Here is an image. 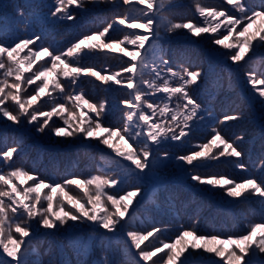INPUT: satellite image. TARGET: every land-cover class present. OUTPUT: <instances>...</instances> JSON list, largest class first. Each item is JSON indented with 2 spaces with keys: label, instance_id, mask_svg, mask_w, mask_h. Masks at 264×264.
I'll return each mask as SVG.
<instances>
[{
  "label": "rangeland",
  "instance_id": "1",
  "mask_svg": "<svg viewBox=\"0 0 264 264\" xmlns=\"http://www.w3.org/2000/svg\"><path fill=\"white\" fill-rule=\"evenodd\" d=\"M202 2L216 5L218 10L228 11L231 8L227 0H202ZM246 2L256 7L264 3V0H246ZM55 3L56 0H30L31 7L27 9L26 0H0V42L6 45L14 44L21 39L34 38L38 35L41 39L29 47L39 50L41 46H47L50 51L53 49L64 51L82 36L102 30L108 23H112L118 14L129 8L128 5H122L119 0L116 4L88 3L86 9L72 6L69 11L74 12L76 18L67 20L51 15ZM195 5L196 0H164L163 10L154 21V24L160 28L159 39L153 36L148 42L156 43L157 56L155 63L144 69L145 79H154L155 71H161V75H165L168 66L176 71L182 68L200 69L202 73L197 83L189 86L188 89L189 94L202 106L197 117L190 122L189 135L179 141L168 140L160 145L149 143L153 151V156H150L149 160L155 165L151 170L136 169L132 161L120 157L100 140L86 139L82 135L55 136L49 128L52 125L65 126L60 116L52 117L49 128L41 133L36 130L35 122L29 124L24 120L16 123L0 115V152L12 146L18 148V151L13 154V161L9 162L13 167L23 168L46 183H62L70 178L86 179L95 175L120 179L121 183L115 188L104 189L108 194L123 195L127 191L140 189L129 208V215L121 222L125 227L118 228L116 232H108L97 223L86 219L69 220L67 224L55 229L44 228L35 220L31 221L30 237L26 238L30 245L26 257L28 264H134V259L139 257L127 236L130 230L147 232L160 228L162 231L156 236L159 240L167 242H172L181 230H195L197 234L203 235L221 234V238L224 239L228 236L246 234L250 223L260 222L264 218V199L258 196H248L247 199L233 198L226 194L224 188L202 184L192 179L194 174L207 173L223 174L237 182L249 176L264 178V167L261 166L264 163V103L248 84L250 71L257 74L264 71V49H257L255 56L249 53L251 59L246 57L245 61L236 63L225 55L231 50L213 43V38L217 34L203 33L197 37L186 29H179L172 33L165 30L164 23L168 19L179 21L191 18L193 22L202 20ZM137 7L146 6L137 5ZM39 23L47 29L46 37L38 30ZM259 24L258 21L253 26V31ZM132 31L147 35L142 29H128L125 25L118 23L114 24L108 35L123 39L126 33ZM103 39L108 42V36ZM122 47L134 50V46L127 43ZM147 47L148 44L145 45V49ZM25 54L27 49L21 53L22 56ZM161 55L169 62L168 66L160 64L159 56ZM50 59L45 57L34 66L33 71ZM128 60L129 58L124 57L122 53H113L109 50H95L86 57L81 56V64L95 66L102 75L119 71ZM25 75H31V73ZM128 75V73H122V76L117 79L126 78ZM59 79L65 86V93L83 89L85 98L91 103L99 104L101 101H107V108L101 117V122L105 127L123 128L124 113L127 108L121 101L129 99L128 94L131 91L126 86L117 85L112 81L104 84L94 77L84 75L80 77L78 87L69 86L70 80L62 76ZM9 80L11 82L12 78ZM161 82L157 79V83ZM39 83L40 81H37V84ZM178 83V80L170 79L171 86H178ZM35 87L36 85H31L27 91L32 92ZM143 87L147 88L146 85ZM22 95L26 93L22 92ZM52 95L57 97V102H64L60 99L62 94L59 91L53 92ZM165 95L162 92L156 93L149 99L162 106ZM48 99L49 97H44L35 107L44 105V101ZM175 101L176 97H173L170 106ZM51 106L49 103L43 110L48 111ZM7 107L13 109L14 105L9 102ZM69 110L71 111L70 106ZM80 111L81 109H77V113ZM83 111L87 113L85 119L88 117L95 119V114L88 112L86 107ZM233 113H238L240 118L219 123L225 115ZM64 116L68 117V113L66 112ZM76 123L78 118L73 125L75 126ZM215 130H219L230 141L236 136L243 137L238 142L239 150L243 152L239 162L246 166L245 169L236 166L238 158L235 157L198 160L194 161L193 165L175 159L192 151H200V145L208 142ZM117 141L118 138H113L112 142L117 144L121 151L126 153L133 149L139 151L137 145L127 138L124 141ZM218 151L219 149H214L212 155ZM165 153L169 155L165 157ZM36 155L39 156L38 164L33 166V158ZM200 163L205 166H195ZM9 170L8 164L0 161V172ZM35 182L28 181L24 186ZM66 191L72 195L79 193L81 197L83 196V193L75 186H69ZM44 192L47 193L48 189ZM59 198V194L54 198V211L59 210L55 203V200ZM172 201H177L178 206H174ZM185 201L188 207L193 205V208H196L195 211L188 212L189 216L194 214L188 221H184L187 214L184 213L182 216L178 214L180 202ZM64 203L67 211L70 205H67L66 201ZM232 203L233 206L230 208L228 204ZM214 204H220L221 210L228 208L232 225L227 221L226 214L223 218H226L224 222L227 226L225 227L221 228L217 225L221 219L218 215L211 218V221L208 220L212 210L208 211L204 207L216 206ZM222 204L226 206L223 207ZM210 223L215 226H210ZM14 235L19 238V234L14 233ZM155 239L156 237H150L145 245ZM28 245L21 246L22 253ZM145 245H142V248ZM0 258H6L2 250H0ZM7 259L11 260V258ZM199 259L203 261V264H215L221 260L220 257L211 253H206Z\"/></svg>",
  "mask_w": 264,
  "mask_h": 264
},
{
  "label": "snow or ice",
  "instance_id": "2",
  "mask_svg": "<svg viewBox=\"0 0 264 264\" xmlns=\"http://www.w3.org/2000/svg\"><path fill=\"white\" fill-rule=\"evenodd\" d=\"M119 2L122 5H128L129 8L118 14L113 22L108 23L102 30L82 36L64 51L55 49L50 51L47 46H41L39 50L29 47L41 39L38 35L34 38L21 39L14 44L6 45L0 42V70H3L0 72L2 77L0 78V115L16 123L24 120L29 124L35 122L36 130L41 133L49 128L52 117L60 116L65 126L52 125L49 128L55 136L82 135L86 139L100 140L120 157L132 161L136 169L151 170L155 165L149 160V157L153 156L149 143L160 145L168 140L179 141L189 135L190 122L197 117L202 106L189 94L188 89L189 86L197 83L202 73L200 69L189 68L176 71L168 66L169 62L161 55L159 56L160 64L168 66L167 72L162 76L161 71H155L154 79H145L144 69L152 66L157 56L156 43L148 42L153 36L159 39L160 28L154 24V21L163 10L164 0H119ZM88 3L116 4L117 0H56L51 15L74 20L75 13L69 9L72 6L86 9ZM227 4L231 5V8L223 11L218 10L216 5L204 4L202 0H196L195 6L202 20L193 22L191 18L179 21L168 19L164 23L165 30L172 33L179 29H186L197 37L203 33L217 34L213 38V43L231 50L225 53L229 60L239 63L245 61L246 57L251 59L249 53L255 56L257 49H264V3L253 7L246 0H227ZM137 5L146 7H137ZM221 17L224 19L221 20ZM142 20L144 22H141ZM258 21L260 24L253 31V26ZM116 23L125 25L128 29H142L147 35L132 31L126 33L123 39L113 38L108 34ZM241 25L243 27H240ZM106 36H108V42L103 39ZM125 43L134 46V50L122 47ZM146 44H148L147 49H145ZM25 49L27 54L22 56L21 53ZM95 50L119 52L129 60L124 62L125 66L119 71L102 75L95 66L81 64V56L86 57ZM45 57L51 59L33 71L34 66ZM26 73L31 75H25ZM122 73L129 75L126 78L117 79L122 76ZM82 75L94 77L104 84L112 81L131 90L128 94L130 98L121 101L127 108L124 113L123 128L105 127L101 122V117L107 108V101H101L99 104L91 103L85 98L83 89L65 93V86L60 82L59 77L69 79V86L78 87V81ZM9 78H12L11 82ZM157 79L162 82L157 83ZM170 79L178 80V86H171ZM37 81L40 83L37 84ZM248 84L264 103V71L259 74L250 71ZM31 85L36 87L32 92H28L27 89ZM56 91L62 94L60 99L64 102H57V97L52 95ZM22 92L26 95H22ZM161 92L166 94L162 106L149 99ZM44 97L49 99L44 101V105L35 107ZM173 97H176V101L170 106ZM9 102L14 105L13 109L7 107ZM49 103L52 105L51 109L43 110ZM85 107L88 112L95 114V119L92 117L85 119L87 116V113L83 111ZM77 109L81 111L77 113ZM66 112L68 117L64 116ZM77 118L78 123L74 126L73 122ZM239 118L238 113H233L225 115L219 123ZM113 138H118L117 142L124 141L126 138L131 140L137 145L139 151L136 149L127 153L121 151L117 144L112 142ZM242 139V136H236L230 141L219 130H215L211 139L200 145V151H192L175 159L193 165L194 161L198 160L235 157L238 158L236 166L245 169L246 166L239 162L243 152L239 150L238 142ZM214 149L219 151L212 155ZM17 151L18 148L12 146L0 152V161L8 164L10 168L7 172H0V250L6 254V258H0V264H13V262L28 264L26 257L30 245L26 238L30 237V222L33 220L48 229L67 224L69 220L83 221L85 219L97 223L108 232H116L118 228L125 227L121 222L129 215V208L138 195L139 188L127 191L123 195L108 194L104 189L115 188L121 181L118 178L100 175L86 179L70 178L62 183H46L29 171L13 167L9 163L13 161V154ZM164 155L167 157L169 154ZM195 166L204 167L205 165L200 163ZM261 166L264 167V163ZM192 179L202 184L224 188L226 194L233 198L247 199L248 196H258L264 199V178L249 176L237 182L223 174L207 173L194 174ZM28 181L36 182L24 186ZM69 186H75L83 193V196L81 197L79 193L72 195L66 191ZM45 189H48L47 193L44 192ZM57 194L60 198L56 199L55 203L59 210L54 211V198ZM65 201L67 205H70L67 211ZM161 231L160 228H154L147 232L131 230L127 232L131 245L137 250L136 255L139 257L134 259V264H149V262L150 264H203L199 258L206 253L221 258L215 264H225V261L226 264H264V255H262L264 254V218L260 222L250 223L246 234L228 236L224 239L221 238V234L203 235L197 234L195 230H181L172 242H167L159 240L156 236ZM14 233L19 234V238ZM150 237H156V239L145 245ZM22 245H28L23 253ZM142 245L145 246L142 248Z\"/></svg>",
  "mask_w": 264,
  "mask_h": 264
},
{
  "label": "trees",
  "instance_id": "3",
  "mask_svg": "<svg viewBox=\"0 0 264 264\" xmlns=\"http://www.w3.org/2000/svg\"><path fill=\"white\" fill-rule=\"evenodd\" d=\"M27 1V4H26V6H27V9L28 8H30L31 7V5L29 4V1L30 0H26ZM33 18V17H32ZM38 30L40 31V34L42 33V35L43 36H47V29L44 27V25L43 26H41V24L39 23V27H38ZM209 89H211V88H209ZM38 160H39V156H35L34 158H33V166H35L36 164H38ZM186 193V192H185ZM154 194V193H153ZM175 198V197H174ZM173 203H174V206H178V203H177V201H172ZM179 202V201H178ZM187 204L188 203H186V201L185 202H180V207H178L179 209H178V214H180L181 216L182 215H184V213L185 214H187L188 216H186L185 215V220L184 221H188L193 215H191V216H189V214H188V212L190 211V210H194L195 211V209L196 208H193V205H189L190 207H188L187 206ZM199 207V206H198ZM208 207V206H207ZM207 207H204V208H207ZM193 211V212H194ZM214 214H215V211L211 214V215H209L210 217H208V220H210L211 221V218L214 216ZM140 216V215H139ZM182 218V217H181ZM228 222H230L231 224L230 225H232V222L231 221H229L228 220ZM217 225L218 226H220L221 228L222 227H225V226H227L226 224H225V222H217ZM210 226H215V224L214 225H212V223H210Z\"/></svg>",
  "mask_w": 264,
  "mask_h": 264
}]
</instances>
